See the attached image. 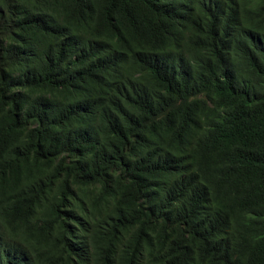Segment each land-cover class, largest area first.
I'll use <instances>...</instances> for the list:
<instances>
[{
    "label": "trees",
    "instance_id": "trees-1",
    "mask_svg": "<svg viewBox=\"0 0 264 264\" xmlns=\"http://www.w3.org/2000/svg\"><path fill=\"white\" fill-rule=\"evenodd\" d=\"M0 264H264V0H0Z\"/></svg>",
    "mask_w": 264,
    "mask_h": 264
}]
</instances>
